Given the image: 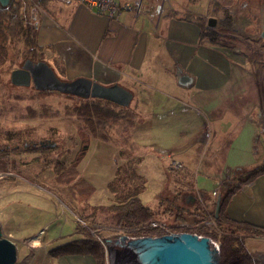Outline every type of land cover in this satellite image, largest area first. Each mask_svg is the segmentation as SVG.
I'll use <instances>...</instances> for the list:
<instances>
[{"label":"crops","instance_id":"crops-1","mask_svg":"<svg viewBox=\"0 0 264 264\" xmlns=\"http://www.w3.org/2000/svg\"><path fill=\"white\" fill-rule=\"evenodd\" d=\"M131 2V10L110 20L78 3L42 0L35 27L41 56L65 80L83 77L102 85L118 84L138 97L134 109L140 113L139 120L131 137L141 152L136 171L145 180L139 195L142 204L152 183L151 199L165 194V201L176 203L184 193L186 205L195 207L196 201L210 198L205 201L210 207L217 200L210 194L221 178L254 170V64L243 60L237 50L200 40V27L181 17L187 14L206 22L211 18V0ZM182 77L189 82L181 84ZM96 142L90 141L88 153ZM97 143L95 154L104 153L112 166L102 173L97 165L95 174L92 164L85 166L84 157L78 169L95 190L103 186L108 191L118 148ZM173 162L181 167L175 169ZM153 170H157L156 180L150 177ZM178 173L190 182L176 178ZM224 214L260 226L254 179L228 199ZM68 237L74 241L72 233ZM243 242L254 259L264 262L254 253V236H243ZM65 259L67 264H95L88 255Z\"/></svg>","mask_w":264,"mask_h":264},{"label":"rangeland","instance_id":"rangeland-1","mask_svg":"<svg viewBox=\"0 0 264 264\" xmlns=\"http://www.w3.org/2000/svg\"><path fill=\"white\" fill-rule=\"evenodd\" d=\"M214 1L219 4V6L215 9L216 11H219L213 12L214 9H212V6H210V17L214 18L216 20V24H218L223 19L221 9L227 10L232 18V24L235 30L233 38H239V41L235 39V42L230 43V49L237 50L238 55L243 60L248 63L250 61L252 64H254V171L261 173L256 179H254V206L261 208V216H259L260 220L257 222L260 226H264V0H211V3H214ZM205 21V25L207 26V20ZM212 29H215V27ZM21 48V44L15 48L10 46L9 60L5 63V65H3V67H0V103L2 102V104H0V111L2 112H0V146L1 144L4 146L0 147L1 237L8 239L15 244L17 249V258L15 264H67L68 261L65 259V256L53 257L50 250H53L58 246L65 244L66 242L68 243V241L71 240L68 239L69 234L72 233L74 236V241L79 240L82 238V229H88L87 232L89 235L93 236L95 234V238L103 241L104 239H112L120 235L129 234L128 236H130L131 232H124L122 228L124 229L126 227L113 225L110 221H108V215L98 212L97 209L99 207L107 206L112 203L113 195L109 191H105V189L102 187L100 188L101 190H94L92 195L86 200L85 203H83L79 198H77V200L72 198V195L67 191V187H61V185L55 182V178L58 175V172L56 173V169L60 166H63L64 168V166H68L73 163L76 158L77 151L80 148L75 128V121L77 120V117L73 114L69 115V113L64 114L65 108H75V106L80 104V100L77 98L75 101L74 99L76 97L63 94L59 95V93L57 96L56 92H49L48 94H45V96L40 95V92L34 90L32 86H13L9 82V74L12 69L18 68L25 61L20 56V54H16V51H19ZM51 59L52 58H50V60ZM9 64H11V66ZM56 76L60 80H65L59 77L57 74ZM11 96L12 98H15L16 96V98L18 97L19 100L18 98L12 99ZM7 97L8 99H6ZM20 100H22L24 103ZM28 100L29 102H27ZM137 100L138 97L132 98L129 106L134 108V105L137 104ZM33 113H35V117L32 115ZM41 113L44 115H40ZM139 114L136 112V124L139 120ZM19 131L21 133L18 135L19 138L11 135V137H7L8 133L12 134ZM94 140L97 142H103L95 138H90L88 148L90 147V141L93 142ZM24 142L31 143L29 145H31L33 150L27 151V148L25 149ZM48 142L55 143V146L52 148H49L48 146H41V144H47ZM97 142L94 144L92 143L91 152L88 153L89 155L87 154V156H84L85 166H90L92 164L90 169H93V173L95 174L97 170L94 167H97V165L102 168V173L104 170L107 171L109 166H112L110 162L106 160L105 157H103L104 155L99 156L101 153H96L97 155L95 154L96 150H94V148L98 144ZM108 144L114 145L112 143ZM25 151L28 154L25 153ZM47 155L49 156V159L47 158ZM93 155L95 157H93L94 159H91ZM138 155H141V152L135 151L134 156L137 157ZM116 158L117 160H114V163L116 162L117 165L121 164L122 160L118 157V151ZM95 159L98 160L96 161ZM81 161L77 164L75 169L78 177L82 175L78 169ZM46 162L49 163L46 164ZM94 162L96 163L94 164ZM28 169L29 171H27ZM19 170L21 173H19ZM156 174L157 170H153L150 176L151 179L156 180ZM247 174L248 173H243L240 176L238 173L234 175L230 173L227 177L221 178V182H219L217 185V187H219V195L216 198L210 194V197L214 198L213 201L218 199L220 197V191L223 189L225 184L241 186L242 182L240 180H243ZM31 175L33 177H31ZM175 177L178 179L179 177L184 178L185 181L187 180L186 182H190V178L184 176L182 173H178L175 175ZM151 185L149 186L150 191H148L149 197L144 198V203L145 205H150L151 209H153L154 216L152 218L154 219L163 220L165 223L182 222L189 225H194L201 219H206L202 216L203 211H205L207 216H212L213 213H215L216 202H214V204H212L210 207L205 202L210 198H203L201 203L196 201L195 207L186 205L184 193L181 196H177L176 203H174V200H170L168 202L167 200L165 201V194H162L161 198L158 200L151 199L150 196L153 194L152 189L155 186L154 184L153 186ZM258 192L261 194L257 195ZM170 197L174 198L173 195H170ZM74 201L79 202L75 203ZM208 204H210V201ZM177 205L180 206L183 211L178 212ZM185 205L186 208H183ZM178 213H180V217H177L179 216ZM199 228H207L213 233H217L218 231V229L206 226ZM111 229L113 230L111 231ZM191 230L196 231L197 228H181L176 230V232H189ZM74 231H76V233H74ZM62 234L63 236H61ZM36 236L38 245L32 246L30 242L32 238H35ZM214 242L219 243L217 241ZM18 243L20 247L18 246ZM262 247H264V236H254V253H258L256 255L260 260L264 259V249ZM105 264H107L106 252Z\"/></svg>","mask_w":264,"mask_h":264},{"label":"trees","instance_id":"trees-1","mask_svg":"<svg viewBox=\"0 0 264 264\" xmlns=\"http://www.w3.org/2000/svg\"><path fill=\"white\" fill-rule=\"evenodd\" d=\"M24 1L14 0L13 2V0H9L6 7H2L0 5V67H2L9 60L10 46L15 48L19 44H21L22 48L19 51H16V54H20V56L24 60L30 59L33 62L44 61L41 58L43 48L39 47L36 43V28L33 26L32 20L28 21L29 19H31L30 10L28 12H25L24 9L26 8V10H28L34 4L38 6L41 0H26L28 4L32 5H26V2ZM212 6L214 7L213 12L219 11L215 10L219 6L217 2H214ZM221 12L223 15V19L217 24L215 29L206 27L205 22L201 18H193L187 14L181 15V17L183 19L193 21L200 27V40H206L212 45L231 47L230 43L235 42V39L233 38L235 30L233 28L232 18L227 10L221 9ZM26 13H29L28 17ZM24 18H26V20H24ZM32 47L35 49H33ZM48 93L49 92H40V95H45ZM79 100L80 104L78 106H75V108L72 109L65 108L64 114L72 113L77 117V120L75 121V123L77 122L75 124V128L80 148L77 151V155L73 163L68 166H64V168L63 166H60L56 169V173L58 172V175L55 178V182L59 185L67 187L68 193H70L74 199L79 198L83 203H85L95 189H93L94 187L89 184V182L87 183L86 180L78 177L77 172L75 171L76 166L86 155L90 138H95L99 141L112 143L118 148V157L122 160V163L120 165L116 164L117 170L115 171L114 177L107 184L108 191L113 195L112 203L107 206L99 207L97 209L98 212L104 215H108V221H110L112 224L114 223L113 225L126 228L136 226L139 223L151 219L154 216L153 209L142 204L139 198V195L144 190L145 180L143 177L138 175L136 171L139 159L134 156V152L137 151L138 147L135 145L131 138V130L134 128L137 119L135 109L131 108L130 106L121 107L112 104L111 102L100 99ZM89 110L91 111V113ZM32 115L35 116V113H33ZM40 115H42V113ZM126 115L127 117H125ZM132 117H134V119ZM123 121L124 123H120ZM19 134L21 133L15 132L13 134H9L8 136L11 135L19 138ZM24 144L25 149L27 148V150L30 151L33 150L31 145H29L31 143L24 142ZM123 173H125V175H123ZM259 174L261 173H257V171L252 170L243 180L240 181L242 182V185H245L253 179H256ZM130 175L131 177L129 178ZM120 181L123 182L121 183ZM239 187L240 185L225 184L223 189L220 191L218 212L216 215L215 213H213L212 215L215 219L216 229H218L217 233H213L207 228H197L196 231L191 230L189 232L203 235L219 242V264H264L263 261L260 262L259 260L251 257L243 242V236L249 235L263 237L264 227L248 223L236 222L228 219L224 214L228 199L239 189ZM119 193L122 195H120ZM114 195L119 197H115ZM177 211L181 212L183 211V209L177 206ZM202 213L205 214V211H203ZM178 214L179 216L177 217H180V213ZM203 214L202 216L204 218L208 217L206 214ZM87 230L88 229H82L81 239L70 241L51 250L52 256L60 257L72 255H88L93 259L95 264H105V246L103 243L104 240L102 242L98 238H93L96 236L89 235ZM160 231L158 229H144V232H131L133 234L130 235L161 236L164 233L162 232V230Z\"/></svg>","mask_w":264,"mask_h":264},{"label":"water","instance_id":"water-1","mask_svg":"<svg viewBox=\"0 0 264 264\" xmlns=\"http://www.w3.org/2000/svg\"><path fill=\"white\" fill-rule=\"evenodd\" d=\"M9 0H0L6 7ZM216 20L209 18L207 26L214 28ZM10 83L16 87L32 86L38 92H57L79 99H100L121 107H127L132 93L118 84L102 85L89 78L60 80L45 61L33 62L26 59L22 65L9 74ZM181 84L189 79L180 78ZM41 146L52 148L55 143ZM216 200L215 215L218 212ZM107 264H219V244L211 238L193 232H174L161 236L120 235L105 239ZM17 249L13 242L1 237L0 264H15Z\"/></svg>","mask_w":264,"mask_h":264},{"label":"built area","instance_id":"built-area-1","mask_svg":"<svg viewBox=\"0 0 264 264\" xmlns=\"http://www.w3.org/2000/svg\"><path fill=\"white\" fill-rule=\"evenodd\" d=\"M55 2H59L61 4H71L78 3L89 10L96 12L97 14L104 15L110 20H116L121 15H123L126 11L131 10L132 0H52ZM37 5L34 4L32 6V10L30 12V18L32 20V24L34 27L37 26V15H36ZM173 166L175 169H179L181 166L177 162H173ZM212 195L217 198L219 195V187H217ZM199 228L202 226L210 227L216 229L215 219L213 216H208L206 219H202L194 225H189L187 223L182 222H174V223H165L163 220L151 218L145 222L139 223L136 226L131 228H124L122 230L126 232H135L144 229H159L162 230L164 234L174 233L176 230L181 228H189L192 227ZM163 234V235H164ZM219 244V243H217Z\"/></svg>","mask_w":264,"mask_h":264},{"label":"bare ground","instance_id":"bare-ground-1","mask_svg":"<svg viewBox=\"0 0 264 264\" xmlns=\"http://www.w3.org/2000/svg\"><path fill=\"white\" fill-rule=\"evenodd\" d=\"M16 1H18V0H16ZM19 1H20V0H19ZM23 1H24V0H23ZM29 1H30V0H29ZM41 1H42V0H41ZM41 1H40V2H41ZM50 1H51V0H50ZM13 2H14V0H13ZM24 2H26V0H25ZM34 3H35V2H34ZM58 3H59V2H58ZM13 4H14V3H13ZM18 4H19V3H18ZM22 4H23V2H22ZM27 4H28V2H26V5H27ZM28 5H32V4H28ZM40 5H43V3H41ZM23 6H24V5H23ZM20 7H21V6H20ZM9 8H10V7H9ZM24 9H25V12H26V11L28 12V11L30 10V8H29L28 10H26V8H24ZM86 9H87V8H86ZM19 10H20V9H19ZM41 10H42V9H41ZM22 13H23V12H22ZM36 13H37V11H36ZM24 14H25V13H24ZM26 14H27V13H26ZM28 14H29V13H28ZM28 14H27V17L29 16ZM24 16H25V15H24ZM38 16H39V13H38ZM0 17H1V16H0ZM27 17H26V18H27ZM26 18H24V20H26ZM27 19H28V18H27ZM30 20H31V19H29L28 21H30ZM42 20H43V19H42ZM25 22H26V21H25ZM22 24H23V23H22ZM28 24H29V23H28ZM29 27H31V26H29ZM41 27H42V26H41ZM0 28H1V27H0ZM38 30H39V28H38ZM38 32H39V31H38ZM51 33H52V31L50 32V34H51ZM54 35H55V34H54ZM55 36H56V35H55ZM60 36H61V35H60ZM17 37H18V36H17ZM48 37H49V36H48ZM49 38L52 40V38H54V37H51V36H50ZM62 38H63V37H62ZM54 40H55V39H54ZM54 42H55V41H54ZM49 44H50V43H49ZM15 45H16V44H15ZM33 46H34V45H33ZM32 48H33V47H32ZM33 49H35V48H33ZM36 49H37V47H36ZM12 51H13V50H12ZM20 53H21V52H20ZM13 54H14V53H13ZM13 57H14V55H13ZM17 57H18V56H17ZM19 57H20V56H19ZM12 59H13V58H12ZM17 59H18V58H17ZM18 60H19V59H18ZM4 61H5V60H4ZM12 62H13V61H12ZM4 63H5V62H4ZM0 65H1V64H0ZM4 65H5V64H4ZM9 65L11 66V64H9ZM7 66H8V65H7ZM2 67H3V66H2ZM8 68H9V67H8ZM12 70H13V69H12ZM3 71H5V70H3ZM0 72H1V71H0ZM8 72H10V71H8ZM3 73H4V72H3ZM5 73H7V72H5ZM0 78H1V77H0ZM72 80H73V79H72ZM4 82H5V81H4ZM9 82H10V81H9ZM10 86H11V84H10ZM23 90H24V89H23ZM10 93H11V92H10ZM56 93H57V92H56ZM51 95H52V94H51ZM53 95H55V94H53ZM59 95H60V94H59ZM61 95H62V94H61ZM34 96H35V95H34ZM44 96H45V95H44ZM44 96H43V97H44ZM57 96H58V93H57ZM3 97H4V96H3ZM46 97H47V96H46ZM62 97H63V96H62ZM11 98H12V96H11ZM15 98H16V96H15ZM15 98H12V99H15ZM17 98H18V97H17ZM17 98H16V99H17ZM21 98H22V97H21ZM34 98H35V97H34ZM41 98H42V97H41ZM68 98H69V97H68ZM6 99H8V97H7ZM28 99H29V98H28ZM37 99H38V98H37ZM69 99H71V98H69ZM76 99H77V98H75L74 100L76 101ZM10 100H11V99H10ZM18 100H19V98H18ZM22 100H23V99H22ZM22 100H20V101H22ZM30 100H31V99H30ZM98 100H99V99H98ZM3 101H4V99H3ZM24 101H25V100H24ZM33 101H34V100H33ZM77 101H78V100H77ZM81 101H82V100H81ZM22 102H23V101H22ZM27 102H29V100H28ZM23 103H24V102H23ZM0 104H2V102H1ZM19 104H20V103H19ZM112 104H113V103H112ZM8 105H9V104H8ZM26 105H27V104H26ZM44 106H45V105H44ZM7 107H9V106H7ZM40 107H43V106H40ZM2 108H3V107H2ZM12 108H13V106H12ZM71 108H72V107H71ZM71 108H70V109H71ZM6 109H7V108H6ZM16 109H17V108H16ZM39 110H40V109H39ZM4 111H5V110H4ZM8 111H9V109H8ZM8 111H7V112H8ZM10 111H11V110H10ZM17 111H18V110H17ZM89 111H90V110H89ZM0 112H1V111H0ZM1 113H2V112H1ZM1 113H0V114H1ZM12 113H13V112H12ZM12 113H11V114H12ZM62 113H63V112H62ZM90 113H91V111H90ZM122 113H124V112H122ZM20 114H21V113H20ZM71 114H72V113H71ZM71 114H69V115H71ZM59 115H60V114H59ZM35 116H36V115H35ZM35 116H34V117H35ZM42 116H43V115H42ZM42 116H41V117H42ZM62 116H63V115H62ZM53 117H54V116H53ZM55 117H56V116H55ZM125 117H127V115H126ZM125 117H124V118H125ZM132 118L134 119V117H132ZM128 119H129V118H128ZM130 119H131V118H130ZM11 120H12V119H11ZM14 120H15V119H14ZM33 120H34V118H33ZM54 120H55V119H54ZM73 120H74V119H73ZM106 120H107V119H106ZM114 120H116V119H114ZM16 121H17V120H16ZM120 121H121V120H120ZM136 121H137V120H136ZM21 122H22V121H21ZM23 122H24V121H23ZM125 122H126V121H125ZM17 123H18V121H17ZM76 123H77V122H76ZM76 123H75V124H76ZM120 123H124V121H123V122H120ZM79 125H80V124H79ZM119 125H120V124H119ZM142 125H143V124H142ZM30 126H31V125H30ZM145 126H146V125H145ZM148 126H150V125H148ZM148 126H147V127H148ZM32 127H33V126H32ZM82 127H83V126H82ZM23 129H24V128H23ZM57 129H58V128H57ZM21 130H22V129H21ZM34 130H35V128H34ZM34 130H33V131H34ZM17 131H18V130H17ZM21 132H22V131H21ZM10 133H11V132H10ZM19 133H20V131H19ZM12 134H13V133H12ZM34 134H35V133H34ZM8 135H9V134H8ZM8 135H7V137H8ZM30 136H31V135H30ZM10 137H11V136H10ZM23 137H24V136H23ZM32 137H34V136H32ZM51 138H53V137H51ZM53 139H54V138H53ZM61 139H62V138H61ZM63 139H64V138H63ZM0 140H1V139H0ZM8 140H9V139H8ZM37 140H38V139H37ZM9 141H10V140H9ZM30 141H31V140H30ZM38 142H39V141H38ZM73 142H75V141H73ZM9 143H10V142H9ZM56 143H57V142H56ZM71 143H72V142H71ZM75 143H76V142H75ZM5 144H6V143H5ZM18 144H20V143H18ZM65 145H66V144H65ZM70 145H71V144H70ZM2 146H3V145L1 144L0 147H2ZM61 146H62V145H61ZM103 146H104V145H103ZM3 147H4V146H3ZM70 147H71V146H70ZM82 147H83V146H82ZM12 148H13V147H12ZM77 148H78V147H77ZM106 148H107V147H106ZM0 149H1V148H0ZM17 149H18V148H17ZM19 149H20V148H19ZM21 149H22V148H21ZM35 149H37V148H35ZM82 149H83V148H82ZM88 149H89V148H88ZM6 150H7V149H6ZM68 150H69V148H68ZM68 150H67V151H68ZM107 150H108V149H107ZM111 150H113V149H111ZM111 150H110V151H111ZM8 151H9V150H8ZM8 151H7V152H8ZM18 151H19V150H18ZM27 151H28V150H27ZM29 151H30V150H29ZM33 152H34V151H33ZM106 152H107V151H106ZM116 152H117V150H116ZM3 153H4V152H3ZM19 153H20V152H19ZM25 153H27V152L25 151ZM68 153H69V151H68ZM84 153H85V152H84ZM84 153H83V154H84ZM27 154H28V153H27ZM46 154H47V153H46ZM87 154H88V151H87ZM134 154H135V152H134ZM17 155H18V154H17ZM21 155H22V154H21ZM42 155H43V153H42ZM76 155H77V154H76ZM88 155H89V154H88ZM96 155H97V154H96ZM98 155H99V154H98ZM103 155H104V153H103ZM0 156H1V155H0ZM7 156H8V154H7ZM12 156H13V155H12ZM152 156H153V155H152ZM28 157H29V156H28ZM48 157H49V156L47 155V158H48ZM130 157H131V156H130ZM130 157H129V158H130ZM29 158H30V157H29ZM39 158H40V157H39ZM99 158H100V157H99ZM113 158H114V157H113ZM133 158H134V157H133ZM154 158H155V157H154ZM4 159H5V158H4ZM9 159H11V158H9ZM9 159H8V160H9ZM20 159H21V158H20ZM48 159H49V158H48ZM48 159H47V160H48ZM107 159H108V158H107ZM119 159H120V158H119ZM124 159H125V158H124ZM137 159H139V158H137ZM137 159H136V160H137ZM5 160H6V159H5ZM21 160H22V159H21ZM21 160H20V161H21ZM31 160H32V158H31ZM40 160H41V159H40ZM40 160H39V161H40ZM47 160H46V161H47ZM65 160H66V159H65ZM95 160H96V159H95ZM97 160H98V159H97ZM110 160H111V159H110ZM136 160H135V161H136ZM28 161H29V160H28ZM41 161H42V160H41ZM63 161H64V160H63ZM111 161H112V160H111ZM2 162H5V161H2ZM7 162H9V161H7ZM14 162H15V161H14ZM22 162H23V161H22ZM50 162H51V161H50ZM127 162H128V161H127ZM127 162H126V163H127ZM139 162H140V161H139ZM15 163H16V162H15ZM15 163H14V164H15ZM48 163H49V162H48ZM48 163L46 162V164H48ZM57 163H58V162H57ZM70 163H71V162H70ZM84 163H85V162H84ZM36 164H37V163H36ZM46 164H45V165H46ZM55 164H56V163H55ZM68 164H69V162H68ZM129 164H130V163H129ZM132 164H133V163H132ZM5 165H6V164H5ZM5 165H4V167H5ZM119 165H120V164H119ZM126 165H127V164H126ZM27 166H28V165H27ZM27 166H26V167H27ZM83 166H84V165H83ZM18 168H19V167H18ZM21 168H22V167H21ZM42 168H43V167H42ZM42 168H41V169H42ZM44 168H45V166H44ZM118 168H120V167H118ZM30 169H32V168H30ZM107 169H108V168H107ZM111 170H112V169H111ZM115 170H117V169H115ZM134 170H135V169H134ZM19 171H20V170H19ZM27 171H29V169H28ZM30 171H31V170H30ZM32 171H33V170H32ZM37 171H38V170H37ZM37 171H36V172H37ZM81 171H82V170H81ZM97 171H98V169H97ZM127 171H129V170H127ZM7 172H8V171H7ZM123 172H124V171H123ZM131 172H132V171H131ZM19 173H21V171H20ZM100 173H101V172H100ZM120 173H121V171H120ZM126 173H127V172H126ZM29 174H30V173H29ZM105 174H106V173H105ZM114 174H115V173H114ZM127 174H128V173H127ZM129 174H130V172H129ZM21 175H22V174H21ZM34 175H35V174H34ZM90 175H91V174H90ZM116 175H117V173H116ZM123 175H125V173H123ZM131 175H132V174H131ZM131 175L129 176V178L131 177ZM24 176H25V175H24ZM127 176H128V175H127ZM12 177H14V176H12ZM31 177H33V176L31 175ZM91 177H92V176H91ZM96 177H97V176H96ZM111 177H112V176H111ZM115 177H116V176H115ZM132 177H133V176H132ZM2 178H3V177H2ZM4 178H5V177H4ZM14 178H15V177H14ZM40 178H41V177H40ZM93 178H94V177H93ZM19 179H20V178H19ZM29 179H30V178H29ZM31 179H34V178H31ZM42 179H43V177H42ZM85 179H86V178H85ZM85 179H84V180H85ZM132 179H133V178H132ZM0 180H1V179H0ZM84 180H83V181H84ZM33 181H34V180H33ZM78 181H79V180H78ZM101 181H102V180H101ZM110 181H111V180H110ZM117 181H119V180H117ZM125 181H126V179H125ZM125 181H124V183H125ZM131 181H132V180H131ZM131 181H130V182H131ZM8 182H9V181H8ZM11 182H13V181H11ZM37 182H39V181H37ZM74 182H76V181H74ZM90 182H91V181H89V184H90ZM120 182L122 183L123 181H120ZM48 183H49V182H48ZM51 183H52V182H51ZM87 183H88V182H87ZM103 183H104V182H103ZM118 183H119V182H118ZM54 184H55V183H54ZM104 184H105V183H104ZM132 184H133V183H132ZM30 185H31V183H30ZM40 185H41V184H40ZM43 185H44V184H43ZM91 185H92V183H91ZM121 185H122V184H121ZM34 186H36V185H34ZM89 186H90V185H89ZM96 186H97V185H96ZM100 186H101V185H100ZM43 187H44V186H43ZM45 187H46V186H45ZM48 187H49V186H48ZM52 187H53V186H52ZM61 187H62V185H61ZM102 187H103V186H102ZM49 188H50V187H49ZM49 188H48V189H49ZM37 189H38V188H37ZM46 189H47V188H46ZM60 189H61V188H60ZM93 189H94V188H93ZM54 192H55V191H54ZM55 193H56V192H55ZM60 193H61V192H60ZM132 193H133V191H132ZM46 194H47V193H46ZM52 194H53V193H52ZM104 194H105V193H104ZM116 194H117V193H116ZM119 194H120V193H119ZM123 194H124V193H123ZM54 195H55V194H54ZM108 195H109V194H108ZM120 195H122V194H120ZM114 196H115V195H114ZM57 197H58V196H57ZM109 197H110V196H109ZM115 197H119V196H115ZM123 197H124V196H123ZM125 197H126V195H125ZM72 198H73V197H72ZM106 199H107V198H106ZM122 199H123V198H122ZM131 199H132V198H131ZM53 200H54V198H53ZM75 200H77V199H75ZM11 201H12V200H11ZM84 201H85V200H84ZM116 201H117V200H116ZM118 201H119V200H118ZM127 201H128V200H127ZM17 202H18V201H17ZM17 202H16V203H17ZM74 202H75V201H74ZM78 202H79V201H78ZM78 202H75V203H78ZM101 202H102V201H101ZM5 204H6V203H5ZM9 204H10V203H9ZM52 204H53V203H52ZM70 204H71V203H70ZM29 205H30V204H29ZM54 205H55V203H54ZM57 205H58V203H57ZM60 205H61V204H60ZM66 205H67V204H66ZM68 205H69V204H68ZM88 205H89V204H88ZM31 206H32V205H31ZM80 206H82V205H80ZM1 207H2V205H1ZM44 207H45V206H44ZM74 210H75V209H74ZM9 211H10V210H9ZM55 211H56V209H55ZM77 211H78V210H77ZM84 211H86V210H84ZM84 211H83V212H84ZM87 211H88V210H87ZM81 212H82V211H81ZM70 213H72V212H70ZM97 213H98V212H97ZM48 214H49V213H48ZM48 214H47V215H48ZM51 214H52V213H51ZM74 214H75V213H74ZM107 214H108V213H107ZM156 214H157V213H156ZM78 215H79V214H78ZM74 216H75V215H74ZM56 217H57V216H56ZM52 219H53V218H52ZM50 220H51V219H50ZM81 220H82V219H81ZM88 220H89V219H88ZM137 220H138V219H137ZM141 220H142V219H141ZM145 220H147V219H145ZM135 221H136V220H135ZM172 221H173V220H172ZM83 222H84V221H83ZM170 222H171V221H170ZM87 223H88V222H87ZM46 224H47V223H46ZM91 224H92V223H91ZM104 224H105V223H104ZM113 224H114V223H113ZM116 224H117V223H116ZM192 224H193V223H192ZM119 225H120V224H119ZM130 225H131V224H130ZM132 225H133V224H132ZM100 227H101V226H100ZM194 227H195V226H194ZM112 228H114V227H112ZM119 228H120V227H119ZM130 228H131V227H130ZM96 229H98V228H96ZM117 229H118V228H117ZM122 229H123V228H122ZM112 230H113V229H111V231H112ZM147 230H148V229H147ZM155 230H156V229H155ZM158 230H159V229H158ZM90 231H91V229H90ZM123 231H124V230H123ZM140 231H143V232H144V230H140ZM150 231H151V230H150ZM159 231H160V230H159ZM118 232H119V231H118ZM121 232H122V231H121ZM124 232H125V231H124ZM135 232H136V231H135ZM143 232H142V233H143ZM146 232H147V231H146ZM146 232H145V234H146ZM162 232H163V231H162ZM160 233H161V231H160ZM38 234H39V233H38ZM131 234H133V233H131ZM138 234H139V232H138ZM39 235H40V234H39ZM94 235H95V234H94ZM128 235H129V234H128ZM33 236H34V235H33ZM61 236H63V234H62ZM130 236H131V235H130ZM55 237H56V236H55ZM58 237H59V236H58ZM112 237H113V236H112ZM93 238H95V237H93ZM30 239H31V237H30ZM50 239H51V238H50ZM50 239H49V240H50ZM25 240H26V239H25ZM104 240H105V239H104ZM18 241H19V240H18ZM47 241H48V240H47ZM72 241H73V240H72ZM102 242H103V241H102ZM30 243H31L32 246H37V245H38L37 236H36L35 238L33 237ZM101 245H102V244H101ZM18 246H19V243H18ZM54 246L57 247L56 245H54ZM19 247H20V246H19ZM51 248H52V247H51ZM51 248H49V249H51ZM53 248H54V247H53ZM102 249H103V248H102ZM51 250H52V249H51ZM51 250H50V252H51ZM47 252H48V251H47ZM19 254H20V253H19ZM103 257H104V254H103ZM251 257H252V256H251ZM103 259H104V258H103ZM33 260H34V259H33ZM32 262H33V261H32ZM260 262H261V261H260Z\"/></svg>","mask_w":264,"mask_h":264},{"label":"flooded vegetation","instance_id":"flooded-vegetation-1","mask_svg":"<svg viewBox=\"0 0 264 264\" xmlns=\"http://www.w3.org/2000/svg\"><path fill=\"white\" fill-rule=\"evenodd\" d=\"M20 67V66H19Z\"/></svg>","mask_w":264,"mask_h":264}]
</instances>
